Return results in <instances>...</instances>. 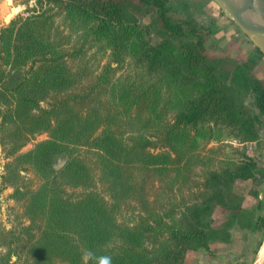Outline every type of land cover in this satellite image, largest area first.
Masks as SVG:
<instances>
[{"label": "trees", "instance_id": "16d2710c", "mask_svg": "<svg viewBox=\"0 0 264 264\" xmlns=\"http://www.w3.org/2000/svg\"><path fill=\"white\" fill-rule=\"evenodd\" d=\"M37 1L45 8L0 28L3 145L41 178L34 189L13 192L25 196L24 212L37 226L28 253L39 264L53 259L65 264H183L188 248L207 246L242 210L233 183L258 170L264 174V167L242 154L218 169L208 168L201 201L179 217L173 210L155 211L154 224L119 222V201L139 195L140 176L161 181L171 170L176 180L177 163L186 153L191 157L199 140L219 139L229 131L258 138L259 129L264 131V74L257 75L255 68L263 54L253 45L228 68L227 59L207 49L212 30L169 0ZM46 5H55L66 25L82 30L89 46L106 48L105 64L94 67L80 48L70 52V64ZM152 29L163 38L152 41ZM53 93H62L63 99L55 101ZM248 96L255 111L246 106ZM47 99L52 100L43 106ZM41 131L49 137L25 153H14L29 134ZM83 144L95 157L110 203L76 153ZM62 153L67 159L55 170L53 162ZM6 171L16 183V164L7 163ZM251 191L253 224L262 229L264 198L259 189ZM216 207L229 212L221 226L213 224ZM0 264L17 263L5 259Z\"/></svg>", "mask_w": 264, "mask_h": 264}, {"label": "rangeland", "instance_id": "374dc122", "mask_svg": "<svg viewBox=\"0 0 264 264\" xmlns=\"http://www.w3.org/2000/svg\"><path fill=\"white\" fill-rule=\"evenodd\" d=\"M169 3L212 30V36L206 44L207 49L227 59L228 68L238 60L240 55L252 50L253 44L234 22L220 12L221 10L214 1L169 0ZM46 6L49 9L48 13L53 16L54 26L60 34L61 48L67 51L66 60L70 64H74L70 56L73 48H80L82 54L94 63V67L98 68L105 64L109 53L106 48L99 44L89 46L82 30L75 31L66 25L62 20L63 17L55 14L57 11L55 5ZM43 8L45 6L37 0H10L9 3L0 0V28L12 20H17L21 16H29ZM27 12L28 15H25ZM5 15H8L7 18ZM143 20L145 21V18ZM161 38L163 34L152 29V41L156 42ZM83 40L86 44L81 45ZM255 72L257 75L264 74L263 60L258 63ZM71 95V93L67 94L68 97ZM53 96L57 102L63 99L62 93H53ZM52 99L44 100L41 104L47 106V101ZM246 106L249 110H256L251 104L250 96L246 97ZM262 119L264 122V115ZM5 135L0 122V262L8 259L9 262L17 264H39L34 262L33 257L28 253V244L37 235V226L32 224L29 215L24 212L25 196L23 194L13 195V192L15 188L24 192L26 189H34L39 185L41 178L26 160L15 161L14 155L8 151L9 146L3 145ZM48 137L45 131L29 134L14 153H25L31 150L37 142ZM189 152L192 153L190 158L186 153V156L177 163L176 180L173 179L174 171L171 170L161 181L143 176L138 177L136 180L142 184L143 188L139 189V195H130L119 201L118 221L132 223L142 219L153 222L155 211L173 210L178 217L181 216L187 206L201 201L205 196L206 190L202 186V180L206 170L220 168L228 158L238 159L245 154L253 158L260 168H263L264 131L259 129L258 138L253 140L242 138L236 131H229L219 139L199 140L198 145ZM76 153L88 165L96 190L110 203V194L100 185L98 167L92 151L83 144L77 147ZM66 159L65 153L57 156L53 162V168L59 169ZM9 162L12 165L16 164L18 178L16 183L7 178L6 164ZM69 187L67 186V189ZM252 188L259 189L261 197L264 198V174L260 170L250 179L236 180L233 183L234 191L242 196V210L235 215L229 226L221 229L219 237L210 240L207 246L188 248L183 256V264H250L263 230L253 224L256 218L254 208L256 199L252 191L250 192ZM69 190L72 189L69 188ZM212 216L214 217L213 224L223 225L229 217V212L225 208L216 207ZM165 219L167 220V217ZM27 226L29 228H24ZM50 264L65 263L53 259Z\"/></svg>", "mask_w": 264, "mask_h": 264}, {"label": "water", "instance_id": "95a60500", "mask_svg": "<svg viewBox=\"0 0 264 264\" xmlns=\"http://www.w3.org/2000/svg\"><path fill=\"white\" fill-rule=\"evenodd\" d=\"M264 56V0H212ZM250 264H264V227Z\"/></svg>", "mask_w": 264, "mask_h": 264}, {"label": "bare ground", "instance_id": "6f19581e", "mask_svg": "<svg viewBox=\"0 0 264 264\" xmlns=\"http://www.w3.org/2000/svg\"><path fill=\"white\" fill-rule=\"evenodd\" d=\"M5 2L6 3H9L10 2V0H5ZM19 6V5H18ZM6 16V15H5ZM8 16V15H7ZM7 16L5 17V18H7Z\"/></svg>", "mask_w": 264, "mask_h": 264}, {"label": "built area", "instance_id": "2783aa9c", "mask_svg": "<svg viewBox=\"0 0 264 264\" xmlns=\"http://www.w3.org/2000/svg\"><path fill=\"white\" fill-rule=\"evenodd\" d=\"M25 15H28V12H27V13H25Z\"/></svg>", "mask_w": 264, "mask_h": 264}]
</instances>
